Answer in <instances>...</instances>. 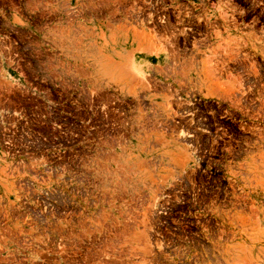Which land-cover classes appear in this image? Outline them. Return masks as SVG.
Listing matches in <instances>:
<instances>
[{"label": "rangeland", "instance_id": "rangeland-1", "mask_svg": "<svg viewBox=\"0 0 264 264\" xmlns=\"http://www.w3.org/2000/svg\"><path fill=\"white\" fill-rule=\"evenodd\" d=\"M0 264H264V0H0Z\"/></svg>", "mask_w": 264, "mask_h": 264}, {"label": "crops", "instance_id": "crops-1", "mask_svg": "<svg viewBox=\"0 0 264 264\" xmlns=\"http://www.w3.org/2000/svg\"><path fill=\"white\" fill-rule=\"evenodd\" d=\"M135 54H136V53H135ZM135 54H134V55H135ZM134 55H133V57H132L133 60H134ZM156 64H158V63H155V66H156ZM137 72H139V71H137Z\"/></svg>", "mask_w": 264, "mask_h": 264}]
</instances>
